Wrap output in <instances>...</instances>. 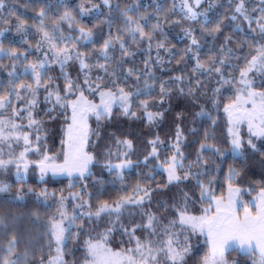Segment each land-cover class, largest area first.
<instances>
[{
	"label": "trees",
	"instance_id": "1",
	"mask_svg": "<svg viewBox=\"0 0 264 264\" xmlns=\"http://www.w3.org/2000/svg\"><path fill=\"white\" fill-rule=\"evenodd\" d=\"M46 1L20 0L13 19L18 20V23L23 20L33 22L36 20L35 15L38 14L39 17L43 10V18L50 20L48 15L52 17V14H49L51 6H48ZM60 1L71 12L75 26L82 25L85 30H91L92 36L89 39H79L80 44H85L80 47L87 49V53H90L92 48L103 47L104 42L111 39V35L122 37L127 29L137 26L136 22L143 27L145 33L152 35V39L148 40L141 39L139 33H136L137 38H140L138 45L135 44L136 41H128L125 47L131 55H125L118 46L117 58L108 62L113 74H108L99 67L95 77L114 82L115 86H118L121 79L122 83H119L132 93L137 89L147 90V93L141 94L142 102H147L149 112L163 115L152 124L147 122L144 110L134 112L133 116L125 115L116 108L108 117L99 120L92 118V138L88 148L90 153L95 155V162L88 174L83 177L48 176L44 180L32 178L11 183L8 190L0 195V260L8 258L9 241L13 236L16 243L15 254L11 258L19 259L20 264H47L49 258L57 254L54 238L50 234L49 221L53 217L57 219L55 206L62 196H68L73 206L83 205V209L88 210V213H94L101 202L112 204L128 195L129 191H134L139 183L142 187L152 190L148 202L159 205L163 213L172 207L174 211L183 210L190 213L192 209L200 212L202 204L207 201L200 197V186L203 183L209 184L219 195H225L229 184L249 189L251 195L264 189V138L258 139L256 135L245 130L241 134V148L237 152L233 151L234 153L229 151L233 146L228 132V115L224 111L225 105L230 104L238 92L235 78L248 67V61L257 55V49L264 45V32L260 28L264 22L254 20L256 14L264 13V0H244L243 15L235 11L239 0H205L203 6L193 7L197 12L195 19L186 15V9L185 13H180L175 0H110L111 5L107 9L112 19L107 17L98 23L91 18L94 9L89 3L84 5L85 12H81L79 6L85 0ZM77 1L78 5L73 9L72 2ZM258 3L263 5V9ZM58 5L54 1L55 9ZM102 6V9H105L103 1ZM11 9L14 12L15 8ZM245 15L247 19L244 18ZM233 16L236 18L232 19ZM128 17L132 18V23H129ZM5 23L9 21L5 19ZM217 25L218 31L215 30ZM186 32H190V35ZM128 35L131 36V33ZM193 37L197 40L195 45L192 44ZM11 42L13 49L22 50L17 46V41ZM161 43L163 47L158 48L157 45ZM92 57L96 58L94 54ZM171 57V66L163 69V60ZM197 61L204 64L205 68L198 69ZM141 62L149 63L153 69L152 76L137 79L143 70ZM215 68H219L220 72L209 70ZM129 69L133 70L132 75L128 74ZM255 73L257 77L254 82L264 91V69H259L258 72L256 70ZM58 75L63 81H77L79 77L69 71ZM50 76L51 80H55L56 75ZM223 76L227 79L223 80ZM33 78L26 74L27 84L31 83L29 81ZM15 85L10 78L6 89L14 92ZM98 85L101 91L111 88L107 83ZM83 87L85 90V86ZM162 87L164 92L161 91ZM18 90L23 97L22 100L17 97L11 99L10 104L14 101L16 103L11 105V111L27 103L30 90L26 87L21 91L20 86ZM85 91L92 100H98L96 93ZM135 97L138 100V97ZM40 104L41 101L38 106ZM202 111L203 114H200ZM62 112H56L57 116L53 120L55 127L60 126L48 130L44 135L46 143L48 137L53 135V140L56 138L54 150L63 141L69 123ZM27 125L23 128L32 130ZM178 127L183 134L180 150L183 153L182 164L185 165L184 168L178 169V174L183 176L187 172L189 177L169 184L168 174L161 165H165L166 160L175 152ZM157 137L160 142L151 144L150 141L156 140ZM125 140L132 142V147L125 157L133 162L134 168L128 173L114 167L122 160L124 151L126 152L124 144L118 141ZM249 141H253L255 147ZM201 145L209 147L202 149ZM153 147L157 149V154L149 156ZM109 165L113 167L110 168ZM230 170L234 174L230 175ZM42 191L47 195H39ZM72 216H75L74 220L71 219ZM108 216L102 214V219L97 217L91 220L88 215H76L70 211L67 240L63 246L66 264L82 262L85 239L96 236L101 223L104 233L111 229L107 234L110 238L108 242L111 241L114 246L113 237L120 233L119 228L122 226H119L116 220L108 219ZM227 256L230 264H261L259 255L242 253L236 248L230 250Z\"/></svg>",
	"mask_w": 264,
	"mask_h": 264
},
{
	"label": "snow or ice",
	"instance_id": "2",
	"mask_svg": "<svg viewBox=\"0 0 264 264\" xmlns=\"http://www.w3.org/2000/svg\"><path fill=\"white\" fill-rule=\"evenodd\" d=\"M105 4L109 3V0H103ZM201 0H195V4L199 5ZM183 9H186V15L195 19L197 16V12L194 11L193 5L189 3V0H182ZM3 0H0V6H2ZM235 11L237 13H241L242 15L245 12V3L244 0H239L237 3ZM40 15H43V10H41ZM68 13H65L67 16ZM63 18V17H62ZM236 17L233 16L232 19ZM245 19L248 17L245 15ZM129 23H132L133 20L131 17L128 18ZM41 23H43L41 21ZM137 26L135 28L127 29L128 32L133 34V38L135 39V34L139 33L141 39H152V35L150 33H145L143 27L136 22ZM158 27V25L156 26ZM261 31L264 32V24L260 25ZM24 25L21 23L17 31H23ZM216 31L219 30V25H217ZM39 31L43 32V37L51 42V37L48 32L44 31L41 27ZM81 36L83 39H89L92 36L91 30H85L84 28H80ZM186 34L190 35V32H186ZM120 40V46L125 55H131V53L127 52L124 49L123 39L120 37L116 38ZM192 44H197V40L193 37ZM112 45V40H106L104 42L103 48L101 49L102 54L105 59L108 58V49ZM54 47V46H53ZM158 48L163 47V44H158ZM0 51H3L0 48ZM63 55V59L59 57ZM11 55L13 57L19 55L17 50H12ZM57 60L55 62L59 63L61 69L63 71L64 65L66 62L73 57L69 54L68 48H61L56 52ZM76 59L80 61V66L82 69L89 68L90 66L85 63L83 54L77 53ZM46 61H39L37 63L31 64V70L33 75L35 76V84L36 87L32 85L21 84L20 88L23 89L27 87L30 90V93L33 99L28 101L27 107L23 109V111H27L28 115V127L32 128L36 126V130L39 131L40 121H37L33 118L32 111L30 110L32 107L36 105V93L38 88L41 86L42 81V72L41 69L45 67ZM147 63V62H146ZM223 63V61H221ZM100 68H105L104 64L99 65ZM197 68L202 69L205 68V65L197 61ZM264 69V46H261L257 49V55L252 56L251 60L248 61V67L241 71L240 76L241 80L239 81L245 87L243 89H238V94L236 99L230 103L225 105L224 111L228 115L230 125L236 126L242 122H247L249 130L254 131V135L264 136V91H255L252 90V81L249 80L248 74L253 69ZM214 70L216 72H220L219 68L209 69ZM128 74L132 75L133 70L129 69ZM67 79V77H66ZM139 79V77H137ZM180 79V77H177ZM49 80L51 78L49 77ZM87 83V80L85 81ZM228 83V81H225ZM47 90L50 85H43ZM74 84L71 80H68L66 84L64 95H60L59 91H48L47 96H45V100H50L53 96H55V103L60 105L62 108H71V117L70 123H68L67 128L65 130V140L62 143L65 145L62 153L57 154V156L62 155V163H56L57 156H50L48 154H43L41 159L38 161H29L26 159V154L29 151L35 150L37 152L40 151L37 146L35 149L32 148V140L30 139V133L18 131L23 126L14 123L12 120H5L0 117V142L8 141L10 139H14L17 142L23 140L25 145L24 150L19 153V156L15 159L4 160L0 158V168H6L8 165L15 163L17 168V177L22 179L21 176V164L23 165V171L27 172L29 165H35L39 168L41 176L43 179L44 176L48 172H52L55 174H67L68 176H72L73 174H79L80 177H83L86 172L89 171V164L92 163L94 157L85 151V147L88 143L89 135L91 129L88 125L89 115H95L97 120L105 115H110L112 105L114 103H120L121 107L124 110V114L128 115L130 111L129 100L132 96L131 92H126L123 88H117L116 92L112 91V89H107L106 91L100 90V85H97L96 88H90L93 93L99 92L100 103H94L89 100L87 96L84 95L83 91H80L79 95L76 96L75 99L68 100L66 97L69 94H72V90L74 88ZM139 91V89H137ZM161 91L164 92L163 87ZM119 93V95H117ZM17 99H21L20 94L17 93ZM8 101L7 96H0V109H3ZM251 105V107H246L247 105ZM142 106L147 109V102H142ZM21 109L13 108L12 113L16 118L20 117ZM135 116V113H131ZM203 114V111L200 113ZM163 113H152L147 112V116L149 121L155 119L156 117L162 116ZM229 132L232 133L231 144L233 146V151H238L242 144L239 135L233 132V128H229ZM183 134L179 127L177 128L176 133V143L174 144L175 152L173 155L168 158L165 162V165H161L164 170L168 174V183H172L174 181H181L183 179H188L189 173H185L183 176L178 174V169L183 167V153L180 150V143L182 142ZM41 140L40 136H36L37 145ZM159 138L156 140L150 141L151 144L155 145L159 143ZM118 143L125 144L129 149L132 147V142L130 140L118 141ZM251 143V141H249ZM208 145H201V148H207ZM255 147V145H253ZM218 151V150H217ZM157 149L155 147L152 148V151L149 153V156H156ZM223 155V153H221ZM147 160V157H145ZM131 161H123L120 164L115 165L116 168H124L127 167ZM109 167H113L109 165ZM234 174L232 170H230V175ZM8 190V185L0 184V192H6ZM32 189H29L31 191ZM18 190V195H19ZM151 189L147 187H141L139 184L133 191V194L121 197L117 201L112 204L107 201H103L99 204L96 211L94 213L89 212L85 213V215L100 217L102 214L112 215L116 213L119 216L121 209L126 207L127 205H142L146 199L150 198ZM241 190L238 187H233L229 184L228 188V196L227 199L223 196L216 197L211 195L207 189L201 186V197L203 198L206 194L208 195V207L203 209V214L199 216L188 215L186 211H179V223L181 226H189L193 232H200L201 234H206L208 238V242L210 243V252L209 255L204 258L203 264H228L225 259V252L229 248H239L241 250H252L259 249L261 253V264H264V189H261L256 198V202L253 207L250 208L247 205L243 207V215H240L237 208L239 202L236 199V196L239 194ZM143 193V195H139V193ZM41 196H46V192L39 193ZM78 196V194H76ZM187 198V194H185ZM65 197L60 198L61 208L58 210V214L60 219H56L55 217L51 218L49 221L50 225V234L51 237L54 238L56 244V253L57 255L54 257H50L47 264H66L63 258V250L62 245L67 239L65 233L68 231V228L65 226V220L70 219L69 213L63 210V201ZM83 205H77V207H82ZM72 220L75 219V216L71 217ZM148 223L146 227L151 228L153 225V221L155 217L152 214H147ZM173 225L176 221L171 222ZM141 227V225H136L130 232V236H134L136 228ZM126 231H129L126 229ZM111 232V229L107 230V233L103 237L102 241L93 242L91 240L87 241V251L88 255L91 257L90 260L86 261V264H149V261H156L158 254L163 253L168 261L171 264H182L185 255H187L189 248H181L177 249L173 246V240L171 238V234H168L169 238L166 241H163V247L153 248L151 246V241L148 244L141 243L139 238H136V247L135 249H126L118 252H113L112 249L108 248L106 245L107 234ZM16 243V238L13 236L9 241L8 247V258L0 260V264H20L19 259H12L11 257L14 253V245ZM137 253L139 255V261L136 256L131 255V253Z\"/></svg>",
	"mask_w": 264,
	"mask_h": 264
},
{
	"label": "rangeland",
	"instance_id": "3",
	"mask_svg": "<svg viewBox=\"0 0 264 264\" xmlns=\"http://www.w3.org/2000/svg\"><path fill=\"white\" fill-rule=\"evenodd\" d=\"M20 0H3L2 6H0V48L3 49V51H0V96H7L8 101L6 102V105L3 109H0V117L4 118L5 120H12L14 123L19 124V125H26L28 124V115L27 111H23L24 108L27 107L28 101L30 99H33L30 91L27 94L28 99L27 103L22 104L21 106L16 107L17 109H22L20 112V117L16 118L13 116V113L11 111V105L13 106L14 103H11V99L17 97V93L20 94V97L22 98V93L19 92L18 88L21 84L25 85H32L33 87L36 86L35 84V76L32 73L31 64L37 63L39 61H46L45 67L41 69L42 72V81L41 83L48 84L50 87L46 90L45 87L43 86L44 84H41L39 88L41 90H37L35 99H36V105L32 107L30 110L32 111L33 118L37 121H40V128L39 131L36 130V126L32 127L31 129L25 130V128L18 129V131H23V132H28L30 133V139L32 140V148L35 149L37 146L39 147L40 151L37 152L35 150L29 151L26 154V159L29 161H38L41 159L43 154H48L50 156H57V154L62 153V150L64 149L65 145L61 142L59 150H54L56 147V138L53 140V135L51 137H48V141L46 143V140H44V135L48 130L52 129H57L58 127H55V124H53V120L56 118V112L59 111L61 114L62 110L67 111L66 113L62 114L64 115V118L68 119V122L70 123V117H71V108H62L60 105L55 103V96H53L50 100H45V96H47L48 91H59L60 95H64L65 93V88L66 84L68 81H63V79L60 78V75L58 73H66L70 72L75 75H78L77 81L71 80L73 84L75 85L72 94H69L66 98L68 100L75 99L76 96L79 95L80 91L84 92V95L88 97L89 100L93 101L94 103L99 104L100 103V96L99 92H96L97 96V101L92 100L88 95L87 91L85 90H90V88H96L98 84H104L107 83L109 84V89H112V91L116 92L117 88H123L126 92H130L124 88L119 82L122 83L121 79H119L118 86H115L114 82H107L103 81L100 78L95 77V73L97 72V68H99L100 64H104L105 68L103 70L105 72H108V74H113V72L110 70L109 67V61H112L113 58H117L116 52L118 46H120V40H117L116 38L119 37L117 34L111 35V40H112V45L108 49V58L105 59L104 55L101 52V49L103 47H97V48H92L90 53H87V49H82V45H85L84 43L80 44L79 39L82 38L80 28H84V26H75L72 23V20H74V17H72L71 12L68 11L65 7L64 3H61L60 0H47L46 4L48 6H51V11L49 14H52V17L50 15L49 18L50 20H47L43 18V16L38 14L36 16V20L31 22V21H20L18 23V20L13 19L15 18L14 13L17 11L16 7L19 5ZM54 1H56L58 7L55 9L54 7ZM70 0H64V2ZM102 1L103 0H85L83 3L80 4V9L82 10L81 12H85L84 10V5L86 3H89V6H92L94 9V13L92 14L93 18L92 20L98 23L99 21L105 20L107 17L109 19H112L110 16V12H108L107 7L111 5V1L109 0L108 4H105V9H102ZM249 1V0H248ZM253 1V0H250ZM255 1V0H254ZM258 2V1H257ZM175 3L178 7V11L181 13H185V9H183V3L182 0H175ZM189 3L193 5V7H198V6H203L205 3V0H201L199 5L195 4V0H189ZM260 5V3H258ZM72 8L76 7L78 5V1L73 3L72 2ZM22 6V5H21ZM135 5L132 6L134 8ZM14 7V12L13 9ZM260 8L263 9V5H260ZM19 9V7H18ZM208 10V8H206ZM47 14H48V8H45ZM80 11V10H79ZM103 11H106L103 13ZM65 13H68L67 16H65ZM73 14V13H72ZM14 16V17H13ZM74 16V14H73ZM63 17V18H62ZM129 18V17H128ZM5 19L9 21V23H5ZM254 20L259 22L262 20L264 22V13L263 14H256ZM41 21L43 23H41ZM3 22V23H2ZM85 22V21H83ZM23 23L24 25V30L23 31H17L18 26ZM10 24V25H9ZM9 27H8V26ZM43 28L44 31L48 32L49 36L51 37V42L46 40L43 37V32L39 31L40 28ZM88 30V29H86ZM130 32L126 31L125 35L123 34L122 38L124 42V49L126 47V43L128 41L130 42H135V44L138 45V42L140 38L138 39L137 36L135 35V39L133 38V34L131 33V36L128 34ZM12 40H15L18 42L19 48H22V50L18 51L19 55L13 57L11 55V52L13 49V43L11 42ZM110 40V39H109ZM127 40V41H126ZM54 46V47H53ZM264 46V45H262ZM61 48H68L69 49V54L73 57L72 59L68 60L66 64L64 65V69L62 71L61 66L59 63L55 62L57 60L56 52L61 49ZM119 49L123 52L121 49V46ZM80 53L83 54L85 63H87L90 67L89 68H84L82 69L80 66V61L76 59V54ZM92 54L96 56V58L92 57ZM60 59H63V55L59 57ZM171 58H166L163 60L162 67L163 69H167L171 66ZM143 63V70L141 74L138 76L139 78H144L148 76H152L153 69L149 65V63L146 62H141ZM259 69L253 68L249 74H248V79L252 81V90H255L257 92L262 91L260 90L261 87L257 86L256 83L254 82V78L257 77V73L255 71ZM26 74H29L33 76V82L29 81L31 83L27 84L25 77ZM25 75V77H24ZM44 75H46L44 77ZM50 75H56L55 80H49V77L51 78ZM58 76V77H57ZM118 76V75H117ZM12 79V82L15 85V90L14 92H10L9 90L6 89V85L9 79ZM120 78V77H118ZM223 80H226L227 77L223 76ZM87 80V83L85 81ZM241 80V76L235 78V82L237 85L238 89H243L245 86L241 84L239 81ZM114 85V86H113ZM85 86V90L83 89ZM26 88V87H25ZM25 88L21 89L23 91ZM101 90V89H100ZM107 90V89H106ZM102 90V91H106ZM28 91V90H27ZM148 91L145 89H140L139 91H136L135 93H132V96L130 97L129 100V106H130V111L129 114L134 113V112H140L141 110H144L146 112V117H147V122L149 123H154L157 118L149 121L147 112H149L148 109H145L140 103L142 102L143 98L141 97V94H145ZM25 93V91H24ZM240 94L237 92V94L231 99V103L236 99V96ZM119 95V93H117ZM99 96V97H98ZM137 96L138 100H136ZM161 101L163 99H160ZM39 101H41L40 106H38ZM38 103V104H37ZM16 104V103H15ZM54 104V105H52ZM136 105V107H134ZM141 106L140 108L138 106ZM246 107H251V105H247ZM36 108L39 110L37 111ZM118 108L120 111L124 113L123 108L121 107L120 103H114L112 105L111 113ZM156 113V112H152ZM110 115H105L103 117H108ZM101 117V118H103ZM92 118H96L95 115H89L88 118V125L89 128L91 129V120ZM100 118V119H101ZM66 119V120H67ZM230 127L233 128V132L237 133L241 139V144H242V138L241 134L247 130L248 133H254L255 129L252 131L249 130L247 122H242L239 125L233 126L230 125ZM67 128V126H66ZM66 130V129H65ZM229 132V130H228ZM230 133V132H229ZM231 135V140H232V133ZM36 136H40L41 140L39 141V144L37 145L36 142ZM256 137L259 139H263L264 136H257ZM65 134H64V139L65 140ZM91 132L89 135L88 143L85 147V151H87L89 154H91L94 159L91 164H89V171L86 172L84 175L88 174L93 166V163L95 162V155L90 153L89 144L91 140ZM251 145H253V141H251ZM24 143L23 140H20L17 142L14 139H10L8 141L0 142V158L4 160L8 159H15L16 157L19 156V153L24 150ZM126 148V152L124 151L122 155V160L117 164L122 163L123 161H131L127 157V153L129 152V148L124 144V149ZM230 149V148H229ZM229 151L233 152V149L231 148ZM230 152V153H231ZM237 152V151H234ZM233 152V153H234ZM220 155V153H219ZM56 163H62V155L57 156ZM133 162L124 168H116L119 170H123L125 173L130 172L134 166ZM184 164L183 167L184 168ZM179 173V172H178ZM21 176L23 177L22 179H19L17 177V168L16 164H10L6 168H0V184H5V185H10L11 183L17 182V181H22V180H31L32 178H37L39 180H44L48 176H55V177H70L67 174H53L52 172H48L43 179L40 178L41 173L40 170L37 166L35 165H29L27 172L23 171V165L21 164ZM79 176V174H73L71 177ZM197 181V180H196ZM139 184V183H138ZM137 184V185H138ZM136 185V186H137ZM142 187V185L140 184ZM203 186L205 189L208 190V192L216 197L223 196L225 200L227 199L228 196V189L225 193V195H219L216 194L210 187L209 184L203 183ZM200 186V188H201ZM233 187H238L241 191L239 194L236 196L237 201L239 202L238 204V212L240 215H243V207L244 205L249 206L250 208L253 207L254 203L256 202V198L258 196V193L260 191L254 192V195H251V191L246 188H242L241 186H233ZM229 188V187H228ZM3 194V192H0V195ZM128 195L133 194V190L129 191L127 193ZM249 194V195H248ZM126 195V196H128ZM139 195H143V193H139ZM124 197V196H123ZM200 197H201V190H200ZM65 200L63 201V210L69 213L70 211L75 213L76 215H85V213H88V210L85 208L83 209L82 207H77L72 205V201L68 198V196H65ZM201 199H207L202 204V209L203 211L204 208L208 207V195L206 194L203 198ZM46 201V199H44ZM207 203V204H206ZM79 205V204H77ZM205 205V206H204ZM56 207V214H57V219H60L58 210L61 208L60 204V198L57 200V206ZM195 212L194 209L190 211V213H187L188 215H193V216H199L202 215L203 212ZM147 214H152L155 217V220L153 221V225L151 228L146 227L148 220H147ZM114 216V217H112ZM91 220L96 219L97 217L95 215L90 217ZM101 218L102 217H98ZM108 219H114L117 222H119L120 227V233L114 239V246L111 244L110 238L107 235V240H106V245L108 248L112 249L113 252H118L121 250H126V249H135L136 247V238H139L141 243L148 244L149 241H151V246L155 248H160L163 247L162 242L166 241L169 236L168 234H171V238L173 240V246L176 247L177 249L181 248H189V251L187 255H185L184 260L182 264H203L204 258L209 255L210 252V243L208 242V238L206 234H201L200 232H193L189 226H181L179 223V211L173 209H169L166 213L162 212V209L159 205L154 204V202L150 201L148 202V199H146L142 205H127L123 209H121L119 216H117L116 213H113L112 215L108 216ZM70 220V219H69ZM69 220H65V226L67 228ZM176 221V223L173 225L171 222ZM115 224V222H113ZM136 225H141V227L136 228L134 236H130L129 232L136 226ZM100 227V228H99ZM99 230L96 233L97 235L89 237V239H85V254L81 256L83 258L82 262L80 264H86V261L90 260L91 257L88 255L87 251V241L91 240L93 242L96 241H102L103 237L105 236L106 233H104V230H102L103 225L102 223L99 226ZM129 230V231H126ZM67 233V231H66ZM65 233V235H66ZM101 236V237H100ZM67 240V239H66ZM65 240V242H66ZM64 242V243H65ZM64 244L62 245V250L64 253ZM234 248H229L225 252V259L227 260L228 264V256L227 254L229 253L230 250ZM242 253H252V254H257L261 258V253L260 250L257 248L254 251L252 250H241L239 248H236ZM83 250V249H82ZM57 255V254H56ZM55 255V256H56ZM131 255L136 256L137 260L139 261V255L135 252L131 253ZM64 258V255H63ZM126 264V262H125ZM149 264H171L170 261H168L163 253H159L157 260L156 261H149Z\"/></svg>",
	"mask_w": 264,
	"mask_h": 264
}]
</instances>
